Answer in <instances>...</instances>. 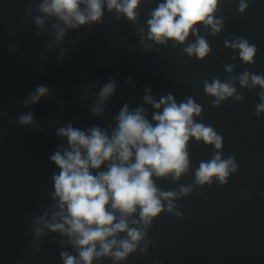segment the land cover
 I'll use <instances>...</instances> for the list:
<instances>
[{
	"label": "water",
	"instance_id": "water-1",
	"mask_svg": "<svg viewBox=\"0 0 264 264\" xmlns=\"http://www.w3.org/2000/svg\"><path fill=\"white\" fill-rule=\"evenodd\" d=\"M51 2L0 0V264H65L62 253L86 264L76 237L67 234L54 187L61 169L51 157L71 150L59 131L70 125L89 135L98 128L111 139L125 107L142 110L155 126L153 116L164 106L157 109L146 97L159 103L169 95L177 106L191 100L200 107L193 124L211 128L221 148L190 136L188 167L179 178L152 175L162 211L150 223L139 206L132 214L106 206L113 224L123 219L127 229L107 237L117 244L108 255H94L92 264H264V111L258 110L264 87L252 83V76L264 78V0H218L211 14L218 32L200 22L184 42L163 43L150 38L149 21L166 0H138L134 18L101 0L100 19L84 24L45 12ZM78 11L89 14L87 0ZM199 39L209 48L203 58L186 51ZM241 40L256 48L251 63L232 47ZM245 73L248 84L242 85ZM217 81L234 93L223 99L209 94L206 86ZM108 84L114 90L102 98ZM41 87L46 92L33 102ZM29 115L31 123H22ZM216 156L231 160L235 171L230 165L223 183L217 176L198 183L201 164ZM53 224L65 231H53ZM133 229L142 233L139 241L128 236ZM123 240L135 250L117 259L113 253L122 251Z\"/></svg>",
	"mask_w": 264,
	"mask_h": 264
},
{
	"label": "clouds",
	"instance_id": "clouds-1",
	"mask_svg": "<svg viewBox=\"0 0 264 264\" xmlns=\"http://www.w3.org/2000/svg\"><path fill=\"white\" fill-rule=\"evenodd\" d=\"M85 0H52L45 5V12H54L62 20L68 22L71 16L77 23L99 20L102 12L101 0H87L89 14L85 16L78 11V6ZM218 0H166L152 13L149 21L150 38L163 43L165 38L184 42L193 26L203 22L218 32L219 21L214 23L212 13L216 10ZM138 0H108V8L123 11L129 18H134V9ZM246 5L241 4L243 11ZM232 47L240 49L241 58L248 63L253 62L256 48L250 46L246 40H241ZM189 54L193 52L200 58L207 55L209 48L204 39L186 49ZM230 70V69H229ZM248 74L241 77V84H248ZM252 83L264 87V78L252 76ZM114 85L108 84L101 91L102 98L112 94ZM209 94L223 99L231 96L235 89L218 81L206 86ZM46 89L41 87L37 95L33 96L35 102L43 95ZM146 102L163 112L153 116L156 121L153 126L142 115V110L129 113L125 107L118 117V128L113 132L111 139L100 129H92L89 135L74 129L70 125L60 129L59 134L66 137L70 151L56 152L51 160L61 169L59 175L54 177L56 195L59 197V208L64 224L69 225L67 234L75 236L74 243L82 247L80 257L86 264H92L94 255H108L114 245L115 239L106 242V238L114 236L117 232L127 229L125 220L113 224L116 217L112 212L106 211V206L112 210H119L122 214H132L137 206L140 216L145 224L150 223V217L157 216L162 211L160 199L157 196L151 179L174 173L179 178L188 167V158L185 146L190 136L197 140L203 139L205 143L214 144L221 148V139L211 128L193 124V114H200V107L191 100L187 104L177 106L172 96L154 103L146 97ZM264 111V104L259 106ZM31 116L21 117L24 124L31 123ZM134 160V162H132ZM110 162L106 172L92 174L91 170L99 169L102 164ZM235 171L231 160L221 161L220 156L204 164L197 172V182H210L211 177L217 176L223 183L228 176L229 166ZM187 192L188 189H182ZM164 198L173 196V193L160 194ZM67 215H63L65 211ZM171 211V206H169ZM95 225V227H93ZM53 231H65L63 224L50 225ZM128 236L132 242L139 241L142 233L129 230ZM100 242V252L96 251V243ZM122 251L113 253L115 258L123 259L129 252L135 250V243L128 240L120 241ZM87 246V247H84ZM65 264H75L72 257L62 253Z\"/></svg>",
	"mask_w": 264,
	"mask_h": 264
}]
</instances>
